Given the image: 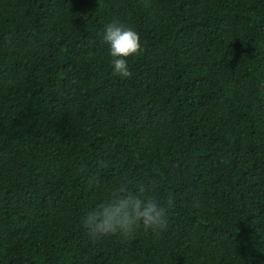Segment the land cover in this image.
Returning <instances> with one entry per match:
<instances>
[{
  "label": "trees",
  "instance_id": "obj_1",
  "mask_svg": "<svg viewBox=\"0 0 264 264\" xmlns=\"http://www.w3.org/2000/svg\"><path fill=\"white\" fill-rule=\"evenodd\" d=\"M118 180L162 230L89 238ZM0 264H264V0H0Z\"/></svg>",
  "mask_w": 264,
  "mask_h": 264
},
{
  "label": "clouds",
  "instance_id": "obj_2",
  "mask_svg": "<svg viewBox=\"0 0 264 264\" xmlns=\"http://www.w3.org/2000/svg\"><path fill=\"white\" fill-rule=\"evenodd\" d=\"M100 35L109 51L112 74L121 79L131 77L129 58L141 50L138 32L113 20L103 26ZM104 192V196L80 217V225L91 240L131 237L140 229L154 233L165 227L172 203L157 198L155 185L118 180Z\"/></svg>",
  "mask_w": 264,
  "mask_h": 264
}]
</instances>
